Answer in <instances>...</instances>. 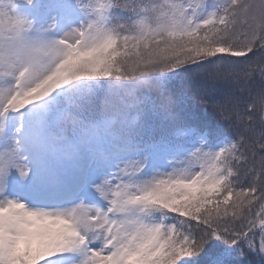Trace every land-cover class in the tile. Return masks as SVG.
Segmentation results:
<instances>
[{"label":"snow or ice","instance_id":"obj_1","mask_svg":"<svg viewBox=\"0 0 264 264\" xmlns=\"http://www.w3.org/2000/svg\"><path fill=\"white\" fill-rule=\"evenodd\" d=\"M0 264H264V0H0Z\"/></svg>","mask_w":264,"mask_h":264}]
</instances>
